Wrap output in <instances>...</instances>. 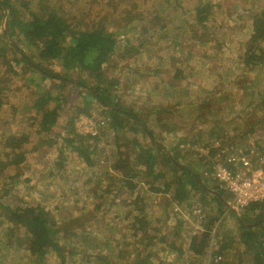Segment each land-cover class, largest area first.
<instances>
[{
	"label": "rangeland",
	"instance_id": "1",
	"mask_svg": "<svg viewBox=\"0 0 264 264\" xmlns=\"http://www.w3.org/2000/svg\"><path fill=\"white\" fill-rule=\"evenodd\" d=\"M26 1L34 4L33 7H36L37 4L39 6V3L51 7L56 5L55 8L65 14L73 26H78L79 29L84 27L86 30L94 26V22L86 20L82 13L83 9L98 11L103 9L105 16L108 15L109 20L115 24V28L125 38L119 39L118 53L121 57L116 56L113 59V64L119 65V68H111L108 71L109 75H115L119 80V90L123 95V102L131 105L147 104L162 108L165 107V103L172 106L170 107V110H173H171V114L165 116L167 117L165 120L163 117L152 126L153 134L157 136L156 140L168 153H171V148L177 144L178 139L184 138L188 140L186 147L192 150L194 157L206 159V161L211 160L212 163L213 151L202 153L194 151L192 147L212 142L211 139L207 142L204 140L211 136L213 127L228 128L231 136H239L230 139L231 142L222 141L223 148H241L251 144V137L245 138L242 134L251 129L252 124L255 126L251 136L260 131L264 132V67L252 66L247 69L240 64L241 59H239V54L246 51L250 40L253 16L256 12L263 11L264 0H169L172 5L160 15L152 13L155 8H159L160 0ZM19 6L23 12L22 15L28 16V10L21 3ZM206 6L210 18L205 23V27L199 26L193 20L197 18L198 9ZM27 8H29L28 5ZM98 15L102 17L101 14ZM81 18L83 21L80 27L78 23ZM98 22L97 26H100L104 22V18L98 19ZM131 25H135V27L131 30L125 29ZM2 26L5 28V25L2 24ZM143 33L147 35L144 36ZM141 38L145 39V48L142 50L139 49ZM127 42L130 47H136L138 53L126 56L123 61V48L126 47ZM262 48L264 49V43ZM23 52L27 53L31 50L24 45ZM36 58L39 61L38 56ZM42 64L46 68L45 70L53 74V78L45 79L44 88L51 89L53 86H58L60 80L56 76H59L60 72L65 74L61 67L50 66L46 62H42ZM65 75L76 81L80 78V75L73 71ZM0 78L10 85L6 89V96L2 99L0 121L7 123V132H19L22 130L21 116L24 106L36 98V87L26 82L19 67L8 65L1 59ZM82 79L88 81L87 75L82 76ZM88 83L91 86L89 81ZM80 90V88H74L72 91V99L75 103L82 102V98L79 96L81 95ZM243 92L244 95L241 97ZM18 109L19 112L16 111ZM199 109L201 110L199 111ZM102 110L103 107L98 104L97 108L92 110L94 117L89 116V118L81 114L79 119L75 120L77 132L84 136L92 134L94 137L99 132V126L109 125L108 123L104 125L102 122L104 116V114H100ZM70 115L71 110L63 111L62 109L60 111L59 123L61 126L56 131H63L62 125ZM30 116H32L29 119L31 122H36L40 117L39 114L34 113ZM156 116L152 117L155 119ZM107 132L108 130H102L101 135ZM64 136L63 131L61 137L54 140L52 148H42L40 153L37 152L40 149L37 140L32 144L33 149L27 152V157L22 153L23 150H20L18 156L10 158L11 166L6 167L8 162L0 164V194L2 195L0 202L5 206L43 207L54 215V220L59 221L64 229H68V223L70 226L76 224L78 210L79 212L86 209H89L88 212L95 210L98 205H96L94 197L111 199L116 194V190L110 191L111 189L108 187L110 183L106 181V172L110 171L116 176L118 174L120 178H123V174L114 168L119 159L110 156L109 151H107L109 156H103L102 149L98 152V163L92 168L87 167L76 152L71 148H64L65 145L62 141ZM121 138L142 142L146 135L127 132ZM197 138L203 140L190 141ZM106 139L109 141L110 136ZM147 140L143 143L149 145L150 139ZM234 140L240 141L235 143ZM92 143L96 144L97 142L91 139L90 144ZM129 148L131 149L132 146L129 145ZM7 153L8 151L3 154L5 159L8 158ZM127 153L130 155L131 151ZM181 154L178 161L181 166H188L190 163L194 165V162H197L190 152L182 151ZM24 156L25 161L21 165H17ZM16 159L19 160L16 162ZM211 163L207 166L204 163L202 177L209 182L206 183L210 190L218 192L215 188L219 187L217 182L212 178L205 177V172L210 168ZM121 165L123 168H128V161L122 162ZM167 169L165 168V170ZM166 178L167 180L158 182L159 187H163L165 182H171L172 186H175L174 173H168ZM101 181L102 186L97 187ZM138 182L134 197L144 195L148 191L146 184L143 185L140 180ZM119 194H121L119 198H115L117 203L121 204L117 206L118 209L114 212L111 210L104 212L103 210L96 225L90 223L86 227L87 232L82 236L83 243H78L80 241L76 240L72 245H82L78 249L86 250L87 253L103 252L104 244L109 239L115 238L119 241L118 232L115 231L119 227L124 233L121 240L131 243L139 241L134 238L133 231L128 227L131 224L132 206L126 205L127 203L123 204L127 201L128 194L125 192H119ZM191 194L193 198L195 197L191 206H187L186 203L182 206L173 201L169 205L168 214L163 208L167 204L166 200L171 195L170 193L158 195L150 193L148 195L149 213L152 214L151 218H154L152 220L159 222V226L165 232L170 231L168 233L170 242H175L177 250L182 248L185 251L184 256L177 260L173 255L164 252L167 251L164 249L165 246L158 245L153 253L152 262L154 264L162 263L161 260L171 264L203 262L192 252L190 253L189 247L194 235H201L205 231L202 222L205 219L208 220L207 217L209 219L218 218L212 225L211 245L213 247L225 239L233 249L240 248V244L237 242L238 225L232 216L234 213L230 210V205L221 207L220 203L215 200L214 194L203 196L205 200L200 192L192 191ZM225 202L226 200H224ZM177 207L179 210L176 209ZM167 217L168 221L165 220ZM177 218L183 220V225H181L183 229L181 230H179L180 226L177 227ZM8 227V222L0 215V254H3V259L5 258L4 260L0 258V264H29L25 260L15 257L16 254L5 252L6 249L1 245L7 239L5 238V228ZM186 230L191 233L182 234ZM86 236L90 237L89 240H86ZM95 236L100 240L99 245L94 247L91 244L87 249L86 244ZM133 246H129L128 250ZM207 249L204 257L206 259L214 251L211 248ZM50 254H47L44 264H61L56 254ZM133 256L134 254L130 253V257ZM121 261L122 259L118 260V262ZM66 264L73 263L67 259ZM77 264H82V262ZM115 264L118 263L115 262ZM206 264H208V260H206Z\"/></svg>",
	"mask_w": 264,
	"mask_h": 264
},
{
	"label": "trees",
	"instance_id": "2",
	"mask_svg": "<svg viewBox=\"0 0 264 264\" xmlns=\"http://www.w3.org/2000/svg\"><path fill=\"white\" fill-rule=\"evenodd\" d=\"M27 2L25 0H0V59L8 65L19 67L26 82L35 86L37 90L36 98L24 106V112L21 116L22 130L14 133L7 132V123L0 121V164L8 162L6 167L11 166L9 161L18 156L20 150H23L22 153L26 156L27 152L33 149L32 144L37 140L40 147L37 152L40 153L42 148H52L54 140L61 137L64 131L65 136L62 139L64 148L68 147L76 152L87 167L92 168L98 163L100 149H102L103 156L108 155L107 151H109L110 156L119 159L114 168L123 174V178H120L118 174L117 176L112 174L110 171L106 172V181L110 183L108 187L111 189L110 191L116 190V194L111 199L94 197L96 198V205H98L95 210L91 212H88L89 209L80 212L78 210V217L75 219L76 224L70 226L68 223V229H64L59 221L54 220V215L43 207L5 206L0 202V215L9 224V227L5 228V238L7 239L1 244L6 249L5 252L16 254L15 257L21 258L29 264H44L47 254L52 252L50 255L56 254L61 264H66L67 259L71 260L73 264L78 262H82V264H115V262L118 264H154L152 262L153 253L158 245H163L165 246L164 249L167 250L164 251L165 253L173 255L177 260L181 259L185 251L182 248L177 250L175 242H170L168 234L170 231L165 232L159 226V222L152 220L154 218H151L152 214L149 213L148 195L150 193L155 195L171 194L168 195L167 204L163 208L166 214H168L169 205L173 201L182 206L185 203L188 204L187 206H191L192 200L195 199L191 194L192 191L200 192L202 198L213 195L208 188L209 185H207L209 182L202 177L204 163L207 166L211 160L206 161V159L194 157L192 150L186 147L188 140L184 138L178 139L177 144L171 148L170 155L156 140L157 136L153 134L152 126L162 120L163 117L171 114L172 109L170 110V107L172 106L170 104L165 103V107L162 108L154 105H131L123 102L124 98L119 90V80L117 76L109 75L108 71L111 68H119V65L113 64V59L116 56L121 57L118 53L119 39L124 38V36L115 28V24L109 20L108 15L105 16L103 9L100 11L83 9L82 13L86 20L94 22V26L86 30L81 27L82 18L78 23L81 27L79 29L78 26L71 24L65 14L55 8L56 5L51 7L39 3V6L37 4L38 7H33L34 4ZM20 3L28 10V16L22 15ZM171 5L169 0H160L159 8H155L152 13H159L160 15ZM207 10V6L200 7L197 18L193 22L205 27V23L210 18V13H207ZM98 14H101L102 17ZM101 18H104V22L97 26L98 19ZM2 24L5 25V28ZM133 27L135 25L125 29L131 30ZM143 35L146 36L147 34L143 33ZM144 40L143 38L140 40V50L145 48ZM263 43L264 9L261 12H256L253 16V30L246 51L239 54L240 64L247 69L252 66L264 67ZM24 45L31 52H23ZM123 49V61H125L126 56L138 53L136 47H130L128 42ZM36 56L40 62L37 61ZM42 62H46L50 66L58 65L65 74L72 71L76 72L80 78L76 81L68 75L61 74V72L56 73L60 76H56L60 80V84L51 89H45L43 86L45 79L53 78V74L45 70ZM84 75H87L91 86L88 85L87 80L82 79ZM9 87L10 85L0 78V112L3 106L2 99L6 96V89ZM74 88L81 89V95H79L82 98L81 103H75L72 99ZM243 95L244 92L241 97ZM98 104L103 107L100 113L104 114L102 122L104 125L107 123L109 125L99 126V132L94 137L92 134L88 136L79 134L75 120L81 114L94 117L92 110L96 109ZM61 107L63 111L71 110V115L63 123V131H56L61 126L59 123ZM177 108L180 109V107ZM207 109L210 108L207 107ZM16 111L19 112V109ZM33 113L40 115L39 119L36 120L37 123L29 120ZM153 115H157L155 119L152 117ZM254 126L252 124L251 129L246 130L242 136L250 138ZM102 130H108V132L101 135ZM127 132L142 133L146 135V138L142 142L127 138L122 139L121 137ZM108 136H110L109 141L106 139ZM113 136L115 137L113 138ZM237 137L239 136H231L228 128L213 127L211 136L204 142L210 139L213 142L215 139L220 143L222 141L226 143ZM91 139L97 143L90 144ZM147 139H150L149 145L143 143L147 142ZM200 140L203 139L197 138L190 141ZM239 141L234 140L235 143H239ZM129 145L132 146L131 149ZM7 151L6 156L8 158L5 159L3 154ZM129 151H131L130 155L127 153ZM182 151L190 152L197 162H194V165L190 163L188 166H181L178 161L182 156ZM25 156L20 159L17 165H21L25 161ZM124 161H128V168L122 167L121 164ZM165 168L170 171L165 170ZM168 173H174L175 186H172L171 182H165L163 187H159L158 182L167 180ZM138 180L143 185L146 184L148 191L144 195L134 197V191L139 184ZM102 184L101 181L97 187H101ZM215 188L221 196L220 198L216 197L215 200L223 207L225 206L224 200L227 202L230 197L219 187ZM118 190L120 193L128 194L127 201L123 202V204L127 203L126 205L132 206L131 224L128 227L133 231L134 238L139 239V241L131 243L121 240L124 233L119 227L115 229L118 232L119 241L115 238L109 239L104 244L103 252L87 253L86 250L78 249L82 245H72L76 240L80 241L78 243H83L82 236L87 232L86 227L90 223L96 225L100 219V214H103V210L104 212L110 210L114 212L118 209L117 206L121 205L115 199L121 195L117 192ZM1 198L2 195L0 194V200ZM233 213L232 216L238 225L237 242L240 244V248L233 249L225 239L213 247L211 245L212 225L218 218L209 219L207 217L208 220L205 219L202 222L205 231L201 235L195 234L189 247L190 253L192 252L200 261H203L197 264H206V260H208V264H264V203H254L241 210L239 214ZM165 220L168 221V217ZM181 225H183V220L177 218L179 230L183 229ZM190 233L186 230L182 234ZM85 238L89 240L90 237L86 236ZM99 243L100 240L97 236L92 237L91 241L86 244L87 249L89 245L92 244L96 247ZM131 245L134 246L128 250ZM207 248L214 249V251L206 259L204 257L208 251ZM130 253H133L134 256L130 257ZM0 258H2L1 260L5 259H3V254H0ZM120 259L122 261L118 262ZM161 262L160 264H171L163 260Z\"/></svg>",
	"mask_w": 264,
	"mask_h": 264
},
{
	"label": "built area",
	"instance_id": "3",
	"mask_svg": "<svg viewBox=\"0 0 264 264\" xmlns=\"http://www.w3.org/2000/svg\"><path fill=\"white\" fill-rule=\"evenodd\" d=\"M250 140L251 144L241 148H223L217 140L192 147L197 152H214L205 177L216 181L231 197L230 210L236 212L254 203H264V132H258Z\"/></svg>",
	"mask_w": 264,
	"mask_h": 264
},
{
	"label": "water",
	"instance_id": "4",
	"mask_svg": "<svg viewBox=\"0 0 264 264\" xmlns=\"http://www.w3.org/2000/svg\"><path fill=\"white\" fill-rule=\"evenodd\" d=\"M168 153V152H167ZM170 155V152L168 153ZM212 192V194H214L216 197H221L220 194L218 192H215L213 190H210ZM225 205H227V207L229 206L228 202H225ZM236 214H239L238 212H236Z\"/></svg>",
	"mask_w": 264,
	"mask_h": 264
},
{
	"label": "crops",
	"instance_id": "5",
	"mask_svg": "<svg viewBox=\"0 0 264 264\" xmlns=\"http://www.w3.org/2000/svg\"><path fill=\"white\" fill-rule=\"evenodd\" d=\"M229 197H230V196H229ZM230 199H231V197H230ZM230 199H229V200H230ZM227 202H228V201H227ZM118 206H119V205H118ZM233 212H235V213H236V211H233ZM238 213H240V211H239Z\"/></svg>",
	"mask_w": 264,
	"mask_h": 264
}]
</instances>
